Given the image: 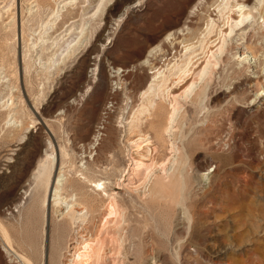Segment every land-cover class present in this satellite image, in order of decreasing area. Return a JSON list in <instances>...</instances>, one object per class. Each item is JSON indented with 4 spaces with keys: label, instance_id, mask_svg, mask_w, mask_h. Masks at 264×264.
<instances>
[{
    "label": "rangeland",
    "instance_id": "374dc122",
    "mask_svg": "<svg viewBox=\"0 0 264 264\" xmlns=\"http://www.w3.org/2000/svg\"><path fill=\"white\" fill-rule=\"evenodd\" d=\"M31 1L0 0V264H23L12 251L5 250L8 241L11 249L30 257L33 264H66L71 257L65 247L73 239L74 227L57 216L51 202L46 205L44 229L41 208L31 211L25 206L19 213L13 208L23 196L31 170L48 140L57 149L62 145L71 151L72 176L78 169L81 151L95 153L86 174L104 182L108 192H116L117 204L130 220L131 229L126 232L128 237L119 254L112 253L113 245L108 235L105 238L104 264H153L154 259V264H264V105L245 107L253 92L264 84V75L252 78L255 85L250 88L245 85L250 78L241 66L225 58L216 72L208 112L193 116L192 128L186 129L187 139L197 138L199 142H192L187 162L204 173L199 177L201 182L185 177L182 203L189 210V222L181 219L180 208L174 207L176 202L146 203L139 193L116 184L126 182L129 174L123 167L131 156L119 142L116 109L124 93L135 95L132 101L138 102L136 95L149 77V66L139 62L156 42L163 43L170 30L176 37L194 41L213 0L198 4L197 0H142L127 10L117 26L113 22L129 0H103L101 8L100 0H79L49 31L47 47L50 41L57 44L41 54L46 62L52 57L48 69L39 66L31 42L42 32L41 26L50 19L55 3L62 0H37L42 9L36 16L26 10ZM178 28L182 32H177ZM250 34L258 38L253 29ZM107 36L109 42L105 40ZM255 47L260 49L261 44ZM95 61L98 78L91 83L90 69ZM109 66L129 69L120 76L125 84L122 90L113 88L118 76L110 75ZM87 83L92 89L84 100H79L77 93ZM111 104L115 111L107 109ZM102 114L108 123L102 121ZM100 122L107 126L109 137L102 145L89 149L87 143ZM224 127L230 130V141L222 151L211 154L207 143ZM147 130L150 131L144 128ZM149 133L154 136L153 130ZM158 145L153 156L162 159L166 144ZM109 152L115 153L110 161ZM73 178L65 186L68 197L90 193V183ZM176 197L180 199L179 193ZM105 203L104 196H97L88 232L102 230L99 220ZM107 230L112 234L115 229L107 225ZM59 252L62 253L57 258Z\"/></svg>",
    "mask_w": 264,
    "mask_h": 264
},
{
    "label": "bare ground",
    "instance_id": "6f19581e",
    "mask_svg": "<svg viewBox=\"0 0 264 264\" xmlns=\"http://www.w3.org/2000/svg\"><path fill=\"white\" fill-rule=\"evenodd\" d=\"M78 1L62 0L56 2L55 9L52 8L50 11L51 17H49L48 22L43 24V26L40 25L42 32L38 33L37 39L31 40L33 52L35 51L37 54L35 58L43 69H48V65H51L53 61L49 55L50 58L47 59V62L43 61L41 54L49 47L56 48L57 44L56 41H50L51 45L47 47L49 31L55 29L61 22L63 13L67 11V8L74 4L76 5ZM141 1L134 0L133 3L125 5L117 14L113 23L117 26L127 15V10L138 5ZM203 1L205 0H197L196 4ZM39 3L37 0H33L31 1L32 5L26 8L30 16L39 15L42 9L41 3ZM102 4L103 0H100L98 7ZM209 8L211 11L206 14L204 26L196 33L194 41L176 37L174 31L170 30L164 35L165 37L162 36L164 37L163 43L156 42V45L148 53L146 52L147 55L141 59L139 64L146 67L149 66L147 67L149 69V77L136 95L138 102L134 104L135 101L134 103L132 101V96L135 97V95L129 96L124 93L121 105L116 109L115 115V127L120 129H118L119 132L121 131L119 142L131 154L127 165L123 167V170H126V173L129 174L126 182L120 183L117 181L116 184L129 187L134 193H139L146 203L153 204L155 202L158 205H168L171 201L176 202L174 207L178 206L180 208L181 219L187 218V221L191 217L189 210L182 203L185 177L201 182L199 177L203 176L204 173L202 169L200 171L196 166L188 163L189 148L194 144L192 142L197 144L199 142L197 138L196 141H194L195 139L188 140L186 131L192 128L193 116L197 117L201 113L203 115L208 112L210 107L209 95L213 92L216 84L214 79L218 68L225 62L224 60L227 57L236 60V64H239L245 75L250 78L249 82L245 84L250 88L255 85L251 81L252 78L264 75V0H213ZM13 20L14 17L12 18ZM251 29L258 34L259 39L250 34ZM176 30L177 32H182L181 28ZM19 34V37L22 38L21 27ZM105 40L109 42L110 37L107 36ZM257 43L261 44L260 49L255 47ZM179 46L180 48L177 49ZM54 54L55 52L52 51V55ZM229 58L228 60H230ZM128 70L119 66L110 67V75L118 76V81L113 82L114 89L122 90L125 87L124 82V85H122L120 76H122V72ZM98 72V62L95 61L90 69L91 83H94L98 78ZM91 89V84L87 83L83 90L77 93L79 97L77 98L84 100ZM114 105L116 106L117 104L114 103ZM114 105H109L107 109L115 111ZM263 105L264 84L253 92V97L246 102L245 107H260ZM106 118L107 116H104L102 119L104 123H108ZM103 122H100L91 141L87 143L86 147H89V149L95 148L104 139H108V128ZM146 127L150 129L149 132L153 130L154 136L148 130L144 131ZM229 141L230 130L226 127L219 136L207 143L209 152L216 154L222 151L223 146ZM159 143L166 144V152L164 151L165 154L163 153L162 159H155L153 155L158 152ZM65 147L61 145L57 149L50 140L46 142L40 157L31 170L29 179H27V187L22 191L23 196L14 204L13 208L18 213L25 206L31 211L36 207L41 208L42 229H44L46 205L51 202L55 206V212L58 213L57 216H60L61 220H66L74 227L73 239L65 247L66 252L71 256L66 264H104V257L106 256L103 257L106 248L105 238L108 235V241L113 245L112 253L119 254L128 237L126 232L131 229L130 220L126 216L124 209L120 208V205L118 206L115 198L116 192H108L104 182L100 179H90L88 174H86L91 168L89 161L95 159V153L89 151L88 154H85L86 150L81 151L79 154L80 158L78 157V169L73 172L72 176L70 174V170L73 168V163H70L72 161V153L70 154L71 151H68ZM106 153L108 152L106 151ZM113 154L115 155V153ZM113 154L111 152L107 154L109 161ZM58 164H60L59 168L57 167ZM64 166H68L69 169L64 170ZM209 167L210 165L205 170H208ZM104 168L106 170L110 169L107 166H104ZM73 177L77 178L79 183H90V193L82 197H76V193H74L68 197V194H65V188H67L65 186L71 182ZM177 193H179V200L176 199L178 198L176 197ZM97 196H104L106 200L104 211L99 220V226H101L102 230H96L91 233L90 231L88 232L87 224L93 215V207ZM107 225H111L115 229L114 233L108 234ZM8 244L10 245L9 241ZM9 245L5 248L7 253L12 251L14 258L19 259L18 261L23 264H33L30 257L16 252ZM60 253L62 252L57 253V258ZM154 261L155 259L153 264Z\"/></svg>",
    "mask_w": 264,
    "mask_h": 264
},
{
    "label": "water",
    "instance_id": "95a60500",
    "mask_svg": "<svg viewBox=\"0 0 264 264\" xmlns=\"http://www.w3.org/2000/svg\"><path fill=\"white\" fill-rule=\"evenodd\" d=\"M132 1H133V0H129V2H128V3H129V4H131V2H132ZM128 3H126V4H128Z\"/></svg>",
    "mask_w": 264,
    "mask_h": 264
}]
</instances>
